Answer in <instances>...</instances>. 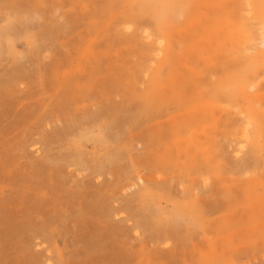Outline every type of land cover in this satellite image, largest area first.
Instances as JSON below:
<instances>
[{"label":"rangeland","instance_id":"1","mask_svg":"<svg viewBox=\"0 0 264 264\" xmlns=\"http://www.w3.org/2000/svg\"><path fill=\"white\" fill-rule=\"evenodd\" d=\"M125 1L0 0V264H264V0Z\"/></svg>","mask_w":264,"mask_h":264},{"label":"bare ground","instance_id":"2","mask_svg":"<svg viewBox=\"0 0 264 264\" xmlns=\"http://www.w3.org/2000/svg\"><path fill=\"white\" fill-rule=\"evenodd\" d=\"M53 1V0H52ZM126 1H128V0H126ZM125 1V2H126ZM130 1H132V0H130ZM129 1V2H130ZM244 1V0H243ZM246 1V0H245ZM260 1V0H259ZM258 1V2H259ZM107 2V1H106ZM124 2V1H123ZM147 2H149V1H147ZM147 2H145V3H147ZM150 2H152V0H150ZM149 2V3H150ZM197 2H199V0H166L165 1V3L167 4V3H169L168 4V6H169V12H174V11H176V10H179V12H181V13H184V14H186L185 12L187 11L188 12V10H190V8H193L195 5H196V3ZM233 2V1H232ZM247 2V1H246ZM249 2H251L250 0H249ZM248 2V3H249ZM264 2V1H263ZM133 3H136V1H134ZM145 3H144V5H145ZM240 3H241V1H240ZM128 4V3H127ZM140 5L139 6H142V7H144V5H142V3H139ZM252 4V2L249 4V5H251ZM111 5V4H110ZM134 5V4H133ZM146 5H148V4H146ZM241 5H242V3H241ZM128 6V9H129V7H131V4H130V6L129 5H127ZM138 6L136 5V8H137ZM137 8V9H145V8ZM197 7V6H196ZM136 8H135V10H133V11H136ZM163 8L165 9V11H166V7L165 6H163ZM201 8H203V7H201ZM230 8V7H229ZM234 8H235V6H234ZM122 10V12H123V10L124 9H121ZM131 10V9H130ZM129 10V12L128 13H130L131 11ZM148 10V9H147ZM236 10V9H235ZM131 12V15L133 16L134 14H132V13H135V12ZM144 10H142L141 12H143ZM201 11V10H200ZM230 11V10H229ZM16 12V11H15ZM19 14H18V13ZM17 16H16V22H15V24L16 25H19V19H20V17H23V16H21V10L19 9V8H17ZM95 12V11H94ZM193 12V11H192ZM120 13H121V11H120ZM124 13H125V11H124ZM123 13V14H124ZM163 13V12H162ZM162 13H160V14H162ZM178 13V12H177ZM190 13V12H189ZM189 13H188V15H189ZM104 14V13H103ZM122 14V15H123ZM126 14L127 13H125V16H126ZM155 14V13H154ZM159 14V15H160ZM180 14V13H179ZM191 14V13H190ZM197 14V13H196ZM19 15V16H18ZM25 15V14H24ZM118 15V14H117ZM117 15H115V16H117ZM138 15H141V14H139V13H137V16ZM153 15V14H152ZM156 15V14H155ZM187 15V14H186ZM94 16V15H93ZM120 16V15H119ZM124 16V15H123ZM127 16H129V15H127ZM158 16V15H157ZM175 16V15H174ZM195 16V15H194ZM224 16V15H223ZM25 17V16H24ZM87 17V16H86ZM188 17V16H187ZM192 17V16H191ZM117 18H121V17H117ZM122 18H124V17H122ZM167 18H169V16H167L166 14L164 15V17L162 18V20L160 21H158L157 23H159V26H158V31H156L160 36H159V38L157 39V45H158V47L157 48H159L160 46H161V44H162V50H161V52L160 53H158V52H156L155 53V59H159V58H161L162 56H163V58L165 57V58H167L168 57V54L170 53V51L172 50V43H171V41H170V39H169V37H168V35H164V32L165 31H163V29H162V27L165 25V24H163V23H165L166 21H167ZM171 18V17H170ZM169 18V19H170ZM174 18V17H173ZM177 18H180V17H177ZM181 18H182V16H181ZM189 18V17H188ZM103 19V18H102ZM105 19V18H104ZM125 19V18H124ZM155 20H156V17L154 18ZM176 19V18H175ZM146 20V19H145ZM183 20V19H182ZM181 20V21H182ZM211 21H213V20H211ZM253 21H255V23H256V19L255 20H253ZM81 22V21H80ZM120 22L121 23H123L121 20H120ZM126 22H127V20H126ZM125 22V23H126ZM148 22V21H147ZM151 22V21H150ZM112 23V22H111ZM124 23V24H125ZM161 23L163 24V25H161ZM176 23V22H175ZM174 23V24H175ZM182 23H183V21H182ZM185 23V22H184ZM198 23V22H197ZM257 23H258V21H257ZM118 24V23H117ZM150 24V23H149ZM87 25V24H86ZM136 25V24H135ZM146 25H148L147 23H146ZM191 25L192 24H190V28H191ZM196 25L197 24H195V25H193V26H195L196 27ZM126 27L124 28V27H122V29L124 28V30L126 29V30H128L130 27L132 28V26L131 25H125ZM174 26H176V24L174 25ZM173 26V27H174ZM185 26V25H184ZM192 26V27H193ZM224 26V25H223ZM2 28H1V30H0V53L2 52V48H3V42H4V37L7 39L8 37H10L11 38V36H10V34H9V31H10V28H12V26L10 27V25H4V26H1ZM119 27H120V25H119ZM139 26H137V28H138ZM172 27V29H174ZM220 27H222V26H220ZM264 27V26H263ZM262 27V28H263ZM129 29V30H132L133 32H134V29L132 28V29ZM135 28V27H134ZM140 29H142L141 31H143L144 29H143V26L141 27H139ZM138 28V29H139ZM181 28V27H180ZM179 28V29H180ZM184 28V27H183ZM189 28V29H190ZM194 28V27H193ZM261 28V29H262ZM105 29V28H104ZM121 29V28H120ZM149 29V28H148ZM182 29V28H181ZM188 29V30H189ZM227 29V28H226ZM123 30V31H124ZM147 30V29H146ZM187 30V29H186ZM192 30V29H191ZM94 32H95V30H93ZM209 31V30H208ZM125 32V31H124ZM136 32V31H135ZM149 32V31H148ZM220 32H224V29H221L220 30ZM225 32H226V30H225ZM224 32V33H225ZM229 32V31H228ZM142 33V32H141ZM150 33V32H149ZM92 34H93V32H92ZM152 34V33H151ZM151 34H150V36H151ZM153 34H155V33H153ZM152 34V35H153ZM157 34V35H158ZM162 34V35H161ZM172 34V33H171ZM179 34V33H178ZM174 35H176V34H174ZM155 36V35H154ZM153 36V40H154V38H157L156 36L154 37ZM169 36H170V34H169ZM247 36V35H246ZM258 36H260L261 37V41L259 42V44L261 45V46H264V31H262V30H259L258 31ZM14 37H15V35H14ZM147 37V36H146ZM10 38H9V40H10ZM171 39H173V38H171ZM249 39V38H248ZM152 40V39H151ZM152 40V42H154ZM151 42V43H152ZM248 42H249V40H248ZM126 43V42H125ZM177 43L179 44V42H178V40H177ZM176 43V44H177ZM185 43V42H184ZM184 43H182V44H184ZM7 44L9 45V43L7 42ZM154 44L156 45V43L154 42ZM153 44V45H154ZM137 45V44H136ZM201 45V44H200ZM7 46V45H6ZM10 46H11V44H10ZM9 46V47H10ZM140 46V45H139ZM152 45H150L149 46V50H151V47ZM8 47V48H9ZM5 48V47H4ZM142 48V47H141ZM141 48H139V49H141ZM156 48V49H157ZM160 49V48H159ZM130 50V49H129ZM181 51V50H180ZM147 53H149V52H147ZM175 53V52H174ZM177 53H180V52H177ZM175 55V54H174ZM175 56H178V55H175ZM182 56V55H181ZM180 57V56H179ZM162 58V59H163ZM161 60V59H160ZM148 61H150V60H148ZM157 62V61H156ZM189 63V62H188ZM168 64H169V62H168ZM260 64H264V51L262 52V53H260V54H258V55H256L255 57H253V59H252V63H251V65L252 66H254L255 68H257ZM145 65V64H144ZM166 66V65H165ZM142 67H144V66H142ZM169 71V70H168ZM145 72H148V70H146ZM163 74V73H162ZM156 76V75H155ZM161 76V75H160ZM157 77V76H156ZM261 77H262V75H261ZM158 78V77H157ZM160 78H162V77H160ZM260 78V77H259ZM164 79V78H163ZM153 81V80H152ZM167 81V80H166ZM160 83V82H159ZM251 88V87H250ZM239 89L237 90V91H235V93L233 94V96H234V98L235 99H241V96H240V93H239ZM243 98V97H242ZM259 121H257V123H258ZM249 125H250V123H246L245 124V127L242 129V131H241V135H242V139H245V138H247V132H248V129H249ZM242 147L243 146H239V147H237L236 149H234L233 150V153L235 154V155H238L239 153H241L242 152Z\"/></svg>","mask_w":264,"mask_h":264}]
</instances>
